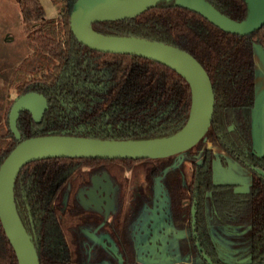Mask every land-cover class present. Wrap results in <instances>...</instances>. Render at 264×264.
<instances>
[{"label":"trees","instance_id":"16d2710c","mask_svg":"<svg viewBox=\"0 0 264 264\" xmlns=\"http://www.w3.org/2000/svg\"><path fill=\"white\" fill-rule=\"evenodd\" d=\"M50 1L60 7L59 13L50 17L45 16L40 0L19 1L22 22L32 25L26 35L28 52L5 79L6 87L18 93H43L48 108L38 122L21 111L17 119L20 137L16 138L8 125V101L0 118V163L20 139L32 135L147 139L168 136L185 124L191 92L182 75L151 58L87 47L69 26L75 0ZM208 1L231 19L246 16L244 0ZM92 28L104 34L161 40L191 53L212 83V118L204 137L184 152L192 159L188 172L181 165L163 173L169 158L59 156L25 163L14 181V200L40 264H79L74 229L89 219L96 223L100 215H90L76 192L90 183L92 174L102 171L117 185L113 217L123 218L124 227L140 215L147 202L143 188L136 192L135 187L143 177L152 182L154 176L161 175L169 201L166 218L174 227L186 226L189 231V237L180 241L182 254L190 252L197 257L194 264H261L264 177L251 170L247 190L237 189L235 182H214L212 163L218 154L212 146L230 147L240 160L264 170V153L258 154L252 144L253 44L264 48V24L247 34L228 32L195 11L160 0L135 16L97 22ZM197 153L200 162L195 161L193 154ZM193 202L195 222L191 227ZM115 242L123 262L132 263L134 240L125 233ZM0 264H18L1 222Z\"/></svg>","mask_w":264,"mask_h":264},{"label":"water","instance_id":"95a60500","mask_svg":"<svg viewBox=\"0 0 264 264\" xmlns=\"http://www.w3.org/2000/svg\"><path fill=\"white\" fill-rule=\"evenodd\" d=\"M158 1L160 0H75L69 14V26L75 38L92 49L144 56L181 74L191 89V105L186 123L176 132L159 138L116 139L46 133L20 139L0 163V222L14 249L18 264H39L35 246L19 217L14 200V181L25 163L58 156L164 157L191 147L207 131L214 107L213 87L207 71L192 54L157 39L104 34L92 28L96 22L135 16ZM245 2L248 8L246 17L234 20L207 0H173L175 5L196 11L221 29L238 34L249 33L264 23V0ZM256 45L262 49L260 45ZM46 108L47 99L41 93L28 91L17 96L8 112V125L14 136L20 137L16 120L21 109L28 110L32 118L38 121ZM254 139L255 123L252 120V143ZM255 151L258 154L264 153L256 149ZM252 168L264 177L263 169L254 166ZM167 258L168 255L163 253L160 258L147 260L145 264L163 263Z\"/></svg>","mask_w":264,"mask_h":264},{"label":"flooded vegetation","instance_id":"af4514ba","mask_svg":"<svg viewBox=\"0 0 264 264\" xmlns=\"http://www.w3.org/2000/svg\"><path fill=\"white\" fill-rule=\"evenodd\" d=\"M169 1L173 2V0H169ZM245 4H246V15H247V12H248L247 3L245 2ZM59 11H60V7H59ZM106 21H111V20H106ZM256 44L258 43L253 44V48H255ZM260 47L263 48L261 45ZM105 52H109V51H105ZM113 53H120V52H113ZM129 54H132V53H129ZM20 60H18L15 63H11L8 69H5V67H2V69H5L4 72L0 71V78H2L3 80V83H0V108H2L3 110L2 115H0L1 119L3 117L4 111L6 110L8 101L11 100V103L9 104V107H8V112H9L10 106L13 103L14 99L20 94L28 92V91H35V92L41 93L36 90H28L22 93H18L17 89L6 87L5 79L7 76H9L11 67L17 64ZM254 61H255V77H256L257 68H256L255 54H254ZM255 80L256 78H254V87H255ZM10 90H14L15 92V95L13 97L8 96V92ZM190 92H191V89H190ZM47 108H48V100H47ZM21 111H27L29 113L30 118L33 121H35L32 118L31 113L26 109H21L19 111L17 119ZM7 118H8V115H7ZM38 121H35V122H38ZM16 125H17V120H16ZM206 132L204 133V135L206 134ZM204 135L196 143H198L204 137ZM196 143H194L191 147H193ZM206 144L207 146H210L209 142H206ZM191 147L183 151H180V152L168 155V156H164V157H146V158H169L168 161H165V167H164L163 173H166L168 170L174 167H179L181 165H183L184 168L186 169L185 171L188 172L192 169V159L188 155L184 154V152L190 149ZM212 148L218 154L213 160L212 167L216 160H219L222 166H227L228 164L227 155H230L236 158L242 164L246 165L250 170H254L252 168V165H250L248 162L242 161L240 160V158L236 157L231 152L230 147L224 148L222 146H212ZM220 154H221V157L219 156ZM193 155H195L196 157L195 159L196 162L201 161V157L199 153L193 154ZM222 156H224V158H222ZM100 158H104V157H100ZM115 158H127V157H115ZM213 173H214V168H213ZM129 174H130V169L127 168L125 170V175L129 177ZM251 180H252V172H251ZM251 180H250V183H251ZM141 187L143 188V191L145 195L147 196V202L143 203L144 205L141 207L139 211L140 215H138L136 218L134 216V218H131L130 221L127 222L126 224L127 227H124L125 222H123V218L115 219L113 217V214H114V211L117 205L118 191H117V185L115 184L114 180L108 174L107 171H102L99 173L92 174L90 177V183L78 188L76 195H77L79 203L85 209L88 210V213L90 215H94V214L100 215V219L96 223L93 222L91 219H89V221L77 226L74 229V234L76 236L78 247H79L78 250H79V253L81 254L79 264H125L123 262L122 255L119 252L118 245L115 242V240L122 239L125 233L127 236L129 235L134 240V257H133V262L130 264H139L137 259L138 260L140 259L143 262H147V260H150V259L160 258V255H163V253H165V255H168V258L166 259L167 261H165L166 263L175 262L177 264H194L193 262L198 260L196 259L197 257H194L193 254H191L190 252L186 254H182L181 249H180L181 239H185L189 237L188 228L186 226L182 228H176L173 225L169 224L166 218L167 210L169 209V201H168V194H167L166 187L161 181V175L154 176L152 182H149L145 177H143L142 183H139L135 187V190L141 189ZM156 188L159 189V194H156L155 192ZM236 188H237V184H236ZM247 189H244V190H247ZM136 192L138 191L136 190ZM63 203L64 205L62 207L64 208L65 203H66L65 198L63 199ZM143 209H146V210L143 212ZM154 213H157L158 220H156L157 221L156 223H155L154 216H153ZM190 217H191V227H193L194 222H195L194 202L190 206ZM139 223L142 224V227H141V224L139 225ZM140 234L142 235L143 240L140 238L141 236ZM163 235L164 236L167 235L170 238H173L175 240V244L171 246L168 242H165V240H162ZM98 251L100 252V254L96 256L95 253L96 252L98 253ZM59 264H65V263H59Z\"/></svg>","mask_w":264,"mask_h":264},{"label":"rangeland","instance_id":"374dc122","mask_svg":"<svg viewBox=\"0 0 264 264\" xmlns=\"http://www.w3.org/2000/svg\"><path fill=\"white\" fill-rule=\"evenodd\" d=\"M20 0H0V71L4 72L8 69L11 63L20 60L27 52L28 45L26 42V35L32 28L31 24L22 22L21 13L19 10ZM45 10V16H55L59 13V6L53 5L50 0H40ZM258 59V58H257ZM5 67V69H2ZM260 69L257 82L264 84V64L258 61ZM0 83H3L0 78ZM15 95L14 90L8 92L9 97ZM2 108H0V115H2ZM228 164L222 166L219 160L214 162L213 178L215 182H236L237 188L247 189L251 180V170L236 158L227 155ZM156 194H159V189L156 188ZM162 204V203H161ZM146 209H143V212ZM155 223L157 222V213H154ZM141 223H139L140 225ZM142 227V224H141ZM141 235V234H140ZM140 238L143 240L142 235ZM140 239V240H141ZM162 240L168 242L171 246L175 244V240L169 236H162ZM138 263L145 264V262L138 260Z\"/></svg>","mask_w":264,"mask_h":264},{"label":"crops","instance_id":"0c3cea01","mask_svg":"<svg viewBox=\"0 0 264 264\" xmlns=\"http://www.w3.org/2000/svg\"><path fill=\"white\" fill-rule=\"evenodd\" d=\"M254 54L256 59V80L259 76L260 69L258 67V61L264 64V49H260L257 45L254 48ZM258 58V59H257ZM255 80V103L253 107L252 120L255 123V139L253 141L254 148L258 152L264 151V84H259ZM158 264H177V263H158Z\"/></svg>","mask_w":264,"mask_h":264}]
</instances>
